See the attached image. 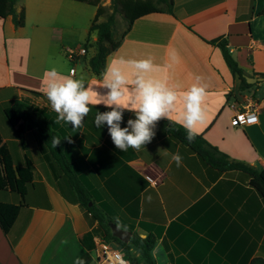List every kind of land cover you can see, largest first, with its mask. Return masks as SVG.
Returning a JSON list of instances; mask_svg holds the SVG:
<instances>
[{"label":"crops","instance_id":"crops-1","mask_svg":"<svg viewBox=\"0 0 264 264\" xmlns=\"http://www.w3.org/2000/svg\"><path fill=\"white\" fill-rule=\"evenodd\" d=\"M74 1L79 0H17V13H25L20 27H15L12 16H0V133L15 165H23L26 157L33 163L25 200L16 192L0 190L1 202H23L9 232L0 225V264H75L87 251L82 237L91 230L80 206L57 187L35 130L27 128L21 139L4 117L5 103L22 98V93L32 94L27 90L43 93L31 105L50 111L52 125L65 139V152L97 205L116 218L120 228L132 227V234L142 237L149 232L156 235L157 264H250L256 256L264 258L261 195L237 175L209 172L195 154L169 136L170 120L156 124L151 143L126 152L116 148L106 124L103 128L94 124L97 109L109 110L103 105L92 107L81 129L56 123L57 114L43 90L46 70L54 67L67 75L76 69L77 78L83 76L97 91H107L102 76L88 65L95 53L89 56L97 39L90 28L98 6L84 28L88 42L92 33L93 41L76 47L86 52L74 58L67 54L64 32L78 28L80 14L86 13ZM221 39L227 41L245 77L257 78L249 88H240L241 80L221 48L210 42ZM111 57L150 58L154 68L148 78L177 92L171 120L177 123L185 111L184 93L193 84L206 87L205 118L196 132L230 159L264 167V0H173L172 11L134 20L106 64ZM122 67L132 91L135 69ZM252 104L258 107V121L233 125L236 113ZM129 119L135 114L125 111L122 127ZM177 152L183 157L179 167L171 159ZM97 237L101 236L95 235V248L88 250L89 264H100Z\"/></svg>","mask_w":264,"mask_h":264},{"label":"trees","instance_id":"trees-1","mask_svg":"<svg viewBox=\"0 0 264 264\" xmlns=\"http://www.w3.org/2000/svg\"><path fill=\"white\" fill-rule=\"evenodd\" d=\"M89 2L97 7V12L91 24V31H96V51L88 59L90 70L95 75H101L106 67V59L109 54L116 51L121 45L125 35L131 29L134 20L152 12L172 11L173 0H111L112 11L106 14V6L100 0H79ZM17 0H0V16L6 18L12 16L15 27L23 26L25 13L21 10L17 13ZM122 14L127 25L119 38H116L117 18L116 14ZM221 48L225 61L231 71L240 78V88L246 89L253 85L246 80L243 69L231 53L227 41L211 40ZM264 79V74H261ZM35 95H43L41 92L27 90ZM4 117L10 125L16 128L17 135L23 139L27 128L35 130L40 142L43 154L48 161L55 177L57 187L63 196L72 203H76L82 209L91 230L82 237L87 251L78 261L89 264L92 257L88 250L95 248V235L101 236L108 242H113L125 250L129 258L132 252L139 253L138 260L143 264H157L153 249L157 244V237L154 233H147L145 237L133 232L129 242H124L113 235L111 225L118 223L116 218L105 212L97 205L91 190L79 177L72 162L65 152V139L55 129L50 120V111L38 106H32L27 98H15L3 107ZM167 133L176 141L180 142L187 152L195 154L203 163L205 168L213 175L222 174L237 175L248 180L257 190L264 201V167L257 168L252 165L235 161L218 148L208 142L203 134L197 133L194 140L187 139L186 130L181 124L169 121ZM52 136H58L61 143L56 148L52 147ZM33 180V163L26 157L23 165H15L9 150L3 144L0 133V190H11L18 193L25 200L28 185ZM22 203H11L0 201V225L5 233L12 228L20 211ZM132 230V227H128ZM78 261L75 264H78ZM250 264H264V258L256 256Z\"/></svg>","mask_w":264,"mask_h":264},{"label":"clouds","instance_id":"clouds-1","mask_svg":"<svg viewBox=\"0 0 264 264\" xmlns=\"http://www.w3.org/2000/svg\"><path fill=\"white\" fill-rule=\"evenodd\" d=\"M125 65L135 69V79L131 81L134 86L132 91L129 90V80L122 67ZM153 68L150 58L127 60L111 57L101 73L102 87L107 90L101 93L83 76L77 78L76 69H71L65 75L53 67L44 73L43 90L51 110L57 114V124L64 122L74 130L81 129L92 107L103 105L109 110L101 112L97 109L95 126L103 128L106 124L114 145L121 152L129 148L139 151L151 143L156 124L161 119L172 120L178 99L177 92L169 89L165 83L148 78L147 74ZM206 95V87L196 84L184 93L185 111L178 122L186 130L189 141L197 135V124L204 121L202 101ZM125 111L133 112L135 119H129L127 127H122ZM60 143L58 136H52L53 148ZM171 159L177 167L181 166L183 157L179 152L173 154ZM78 264L83 262L78 261Z\"/></svg>","mask_w":264,"mask_h":264},{"label":"rangeland","instance_id":"rangeland-1","mask_svg":"<svg viewBox=\"0 0 264 264\" xmlns=\"http://www.w3.org/2000/svg\"><path fill=\"white\" fill-rule=\"evenodd\" d=\"M24 0H20V2H22ZM59 1H66V0H59ZM101 3H103L106 6V14L110 13L112 11V6H111V0H100ZM77 6H79L78 8H84V10L86 11V13L84 12L83 15L80 14L79 19H78V28L76 29H72L70 31H65L64 32V38L65 40H67L64 45L71 47V48H76L79 47L80 45H85L86 43L90 44L92 40V35L91 34V40L88 42V33H84V28L85 26L92 22V19H89L91 17V13L93 12V14H95L94 12L96 11V7L92 4H88L86 2H80V1H74ZM102 4V5H103ZM94 16V15H93ZM116 18H117V32H116V38L120 37V34L123 32V30L126 28L127 25V21L125 18H123L122 14L117 13L116 14ZM96 51V45L94 46H90V51H89V56ZM22 98H27L29 100V103L31 104L32 100H37L39 98V95H35V94H30V93H22ZM11 102V101H8ZM7 102V103H8ZM6 104V103H5ZM32 105H34L32 103ZM2 112V111H0ZM119 247V246H117ZM120 248V247H119ZM126 254V253H125ZM127 258V261L129 263H134V264H140L139 262L137 263V258H138V254L136 252H132L129 256V258L127 257V255H125ZM93 264H97L96 262H93Z\"/></svg>","mask_w":264,"mask_h":264},{"label":"built area","instance_id":"built-area-1","mask_svg":"<svg viewBox=\"0 0 264 264\" xmlns=\"http://www.w3.org/2000/svg\"><path fill=\"white\" fill-rule=\"evenodd\" d=\"M66 51L70 58H74L78 53H85L86 49L81 48L78 50L76 48L68 47ZM258 111L256 105H247L245 110L236 113L232 119V124L241 125L256 123L259 119ZM148 179L152 181L149 176ZM96 248L100 257V264H129L121 249L101 237L96 238Z\"/></svg>","mask_w":264,"mask_h":264},{"label":"water","instance_id":"water-1","mask_svg":"<svg viewBox=\"0 0 264 264\" xmlns=\"http://www.w3.org/2000/svg\"><path fill=\"white\" fill-rule=\"evenodd\" d=\"M246 79L249 83H254L257 80L256 77H249V76H246ZM259 79H262V78H259ZM111 227H112L114 236L120 238L124 242H129L130 238L132 237L131 230L120 228L116 223H113Z\"/></svg>","mask_w":264,"mask_h":264}]
</instances>
